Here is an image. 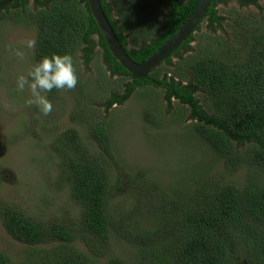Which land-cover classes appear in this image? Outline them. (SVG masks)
Instances as JSON below:
<instances>
[{
	"label": "trees",
	"instance_id": "1",
	"mask_svg": "<svg viewBox=\"0 0 264 264\" xmlns=\"http://www.w3.org/2000/svg\"><path fill=\"white\" fill-rule=\"evenodd\" d=\"M198 1L100 0V7L127 55L140 64L186 23ZM228 2L261 10L258 0H212L202 22L206 20L212 30L219 28L223 17L217 5ZM0 21L34 29L36 47L27 70L54 53L67 52L74 61L78 50L86 66L98 47L109 76L127 79L121 92L108 93L104 113L122 105L136 89L160 88L168 107L172 98L188 107L190 119L196 120L190 134L216 163L223 164L218 173L202 170L187 177L185 169L175 180L171 173L169 190L162 189L118 166L109 121L89 100L85 99L86 110L76 102L71 120L86 124L102 154L88 152L74 128L54 136L50 147L59 157L56 188L66 191L77 207V225L70 218H45L0 203L2 227L10 238L27 246L17 261L0 251V264H264V30L255 22L253 30L237 29L243 55L234 43L237 48L228 52L198 51L182 60L181 51H190L193 37L189 36L163 62L171 64L172 57L183 61L172 76L160 78L162 63L146 79H134L112 57L87 0H15L0 9ZM108 79L100 75L95 91H103ZM81 87L78 82L76 88ZM197 91L207 94V111L200 106ZM144 118L155 119L147 111ZM239 173L241 179L234 181ZM121 192L131 194L126 209H119L115 201V194ZM150 204L155 212L152 219L159 222L146 229L131 215L137 207L145 210ZM75 242L86 245L87 251ZM116 243L132 246L136 255L129 250L132 257L121 256Z\"/></svg>",
	"mask_w": 264,
	"mask_h": 264
},
{
	"label": "rangeland",
	"instance_id": "2",
	"mask_svg": "<svg viewBox=\"0 0 264 264\" xmlns=\"http://www.w3.org/2000/svg\"><path fill=\"white\" fill-rule=\"evenodd\" d=\"M106 2L109 3V0ZM258 4L261 10L252 5L238 7L235 2L217 5L218 14L223 17L221 26L212 30L204 20L192 35L190 51H181V59L187 60L198 51L215 50L217 53L221 49L228 52V49L231 51L237 48L234 43L237 44L240 54H245L237 29L248 26L253 30L255 22L257 28L264 30V0H258ZM31 5L32 1L29 2V6ZM160 14L158 13L156 18ZM112 17L116 19L114 13ZM157 20L160 22V19ZM209 38L213 42H210ZM30 39H35L34 29L23 24L0 21V203L11 204L45 218H70L77 225V207L69 200L66 191H58L56 188L58 175L55 164L58 163L59 157L53 152L50 143L54 136L74 128L88 152L93 155L100 153L97 156L102 154L96 143L90 139L86 124L77 125L71 120L72 111L78 107L76 102L81 103L86 110L87 100L98 110V115L101 110L102 115L109 121L114 140L115 162L127 174H138L139 177L152 181V184H159L162 189L169 190L170 182L167 176L171 173L175 180L180 174L178 171L185 169L187 177L198 171L201 173L202 170H211L212 173L223 171V164L216 163L215 157L190 134V126L194 121L187 120L188 107L180 105L174 99H171V105L168 107L160 88L136 89L122 105L110 107L104 113L102 108L108 93L122 90V85L127 79L109 76L102 54L98 53V47L95 58L86 66L82 53L77 51L74 65L82 87L80 90L53 89L47 93L53 110L47 116L42 115L36 105L26 103L31 96L27 86L23 92L16 90V78L27 74L29 70L25 66L32 61V49L25 47ZM15 50L24 52L22 60L14 55ZM181 59L172 57L171 64L163 63L159 68L160 78L162 75L172 76V71L183 62ZM100 75H108L109 78V83L101 92L95 91L94 86ZM88 89L95 94H90ZM195 94L199 98L200 106L207 111V94L198 91ZM146 111L153 114V122L145 120ZM103 157L108 159L104 155ZM241 177L239 173L233 180L239 181ZM174 183L179 184V181ZM115 197L119 209H126L131 205L130 193H116ZM112 208L114 214H119ZM154 213L153 208L148 207L142 215L139 206L131 218L138 219L137 224L147 229L156 227V222H159L152 219ZM135 242L144 245L143 242ZM75 245L87 251L86 245L78 242H75ZM114 245L121 256L132 257L129 254V250H133L132 246H124L123 243ZM26 247L10 238L0 223V251L8 253L17 261L23 256Z\"/></svg>",
	"mask_w": 264,
	"mask_h": 264
},
{
	"label": "water",
	"instance_id": "3",
	"mask_svg": "<svg viewBox=\"0 0 264 264\" xmlns=\"http://www.w3.org/2000/svg\"><path fill=\"white\" fill-rule=\"evenodd\" d=\"M15 0L0 1V9ZM212 0H199L198 4L186 21L163 45L149 56L144 62L138 64L134 62L119 43L114 31L104 16L100 0H87L88 7L93 17L98 31L103 36L107 48L109 49L114 60L134 79H146L160 64L164 62L185 40L192 36L201 24L203 16Z\"/></svg>",
	"mask_w": 264,
	"mask_h": 264
},
{
	"label": "clouds",
	"instance_id": "4",
	"mask_svg": "<svg viewBox=\"0 0 264 264\" xmlns=\"http://www.w3.org/2000/svg\"><path fill=\"white\" fill-rule=\"evenodd\" d=\"M25 47L34 49L36 40H28ZM14 55L20 60L24 58V52L20 50H15ZM78 82L79 79L73 57L65 52L64 54L54 53L50 56H42L26 75H19L15 83L18 92H23L25 86L28 87L31 96L26 100V103L28 105H36L40 113L47 116L52 112L53 105L46 94L53 89L73 90L77 87ZM164 102L166 103L165 100ZM171 102L172 100H170V105ZM187 120L196 122V120L190 119L189 112L187 113ZM148 207L153 208V204L145 205V209ZM144 212L145 210L141 209L142 215H144Z\"/></svg>",
	"mask_w": 264,
	"mask_h": 264
}]
</instances>
